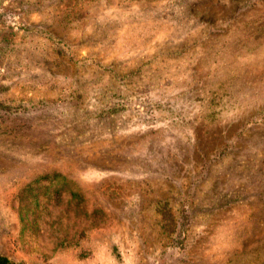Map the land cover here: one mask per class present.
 <instances>
[{"label": "rangeland", "instance_id": "374dc122", "mask_svg": "<svg viewBox=\"0 0 264 264\" xmlns=\"http://www.w3.org/2000/svg\"><path fill=\"white\" fill-rule=\"evenodd\" d=\"M0 253L264 264V0H0Z\"/></svg>", "mask_w": 264, "mask_h": 264}, {"label": "trees", "instance_id": "16d2710c", "mask_svg": "<svg viewBox=\"0 0 264 264\" xmlns=\"http://www.w3.org/2000/svg\"><path fill=\"white\" fill-rule=\"evenodd\" d=\"M0 264H15V263L11 261L9 257L0 253Z\"/></svg>", "mask_w": 264, "mask_h": 264}]
</instances>
